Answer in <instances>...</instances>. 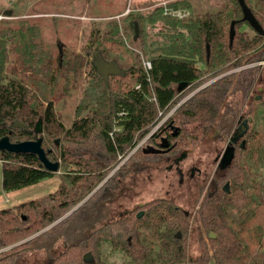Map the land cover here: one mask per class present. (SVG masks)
Segmentation results:
<instances>
[{
    "label": "trees",
    "instance_id": "16d2710c",
    "mask_svg": "<svg viewBox=\"0 0 264 264\" xmlns=\"http://www.w3.org/2000/svg\"><path fill=\"white\" fill-rule=\"evenodd\" d=\"M245 1L264 30V0L253 6L252 0ZM163 10L156 7L129 22L132 41L139 38L148 55V68L135 54L136 62L126 70L120 56L111 54L114 43L118 51L123 46L122 40H113L119 35L117 22H108V30H91L87 49L96 44L93 51L116 60L122 70L105 82L92 67L68 126L50 96L61 77L65 89L74 84L84 56L68 50L54 54L41 41L38 22L20 19L0 27V137L20 141L41 136L47 157L62 169L53 191L0 207V264H114L105 257L104 245L120 251L124 264H264V75L260 64L242 66L264 58V32L242 19L237 0L204 17L179 18ZM157 19L164 24L158 32L162 40L153 39L148 49L145 29L135 32L134 23ZM185 96L168 117L179 126L175 136L168 135L182 147L187 138L212 132L217 139L230 136L239 118H250L244 147L235 143L230 165L217 168L199 202L201 234L193 259L185 238L188 212L172 201L152 198L141 216L133 209L114 215L110 206L131 171L142 170L144 160H159L156 150L143 145L155 141L160 129L144 144L138 142ZM14 119L25 126H13ZM38 119L41 130L36 132ZM118 156L126 158L118 164ZM54 173L34 152L0 149V190ZM225 182L229 191L223 189ZM87 251L92 255L88 261L83 258Z\"/></svg>",
    "mask_w": 264,
    "mask_h": 264
},
{
    "label": "rangeland",
    "instance_id": "374dc122",
    "mask_svg": "<svg viewBox=\"0 0 264 264\" xmlns=\"http://www.w3.org/2000/svg\"><path fill=\"white\" fill-rule=\"evenodd\" d=\"M171 2L181 3L177 5V8L172 9L167 7V4ZM229 2L230 0H0V27L14 26L20 19L31 23L38 22L41 41L54 54H57L58 51L68 50L73 56H84L85 60L79 68V74L74 84L65 89L64 78L61 77L56 82L55 91L50 96L53 99L57 116L68 126L75 116V106L81 91L93 73L94 56L98 50L93 51L96 44L87 49V45H90L91 30H108V22H117L119 35H114L113 40L119 43L122 40L123 46L118 51L115 49L117 44L114 43V47L110 51L112 55L120 56L123 65L120 64V66L128 70V66L136 62V56L142 64L143 60L148 59V55L145 56L141 50L139 38L132 41V29L129 22L133 16L146 15L161 6L164 13L176 15L179 18H186L189 15L204 17L222 9ZM258 2L259 0H252V6ZM163 26V21L160 19L154 22H140L139 25L137 21L134 23L135 32H138L139 28L141 31L145 29L142 32L147 34V48L149 45L151 46L150 43L153 39L162 40L158 32L164 28ZM242 27L251 32L247 25ZM197 64L204 66L201 62ZM12 65H15V61H12ZM125 78L126 80L131 79L128 74ZM262 80L264 81V78ZM179 101L160 115L157 122L150 128V132L166 114L174 110ZM148 135H145L138 145L144 144ZM228 138L227 135L217 139L213 132L202 138H187L188 142L183 147L181 145V154H184L181 157L182 172H184L181 185L178 183L179 174L174 169L172 171L167 169L168 160L160 157L156 161L144 160L145 167L137 172L131 171L123 181V187L111 200L110 206L113 214L126 212L129 209L138 212L142 208L140 204L152 198H166L172 201L182 210L188 212V232L185 238L188 258L193 259L199 250L198 242L201 234L196 219L198 205L203 194L211 187L212 178L216 174L217 160L215 158L221 155ZM146 145L147 142L143 146ZM118 159V164L124 160L120 156ZM58 160L60 159L58 158ZM192 166L196 167L194 177L188 175ZM61 170L58 169L52 176L42 178L30 185L17 189H1L0 207L13 206L20 201L53 191L59 183ZM167 190H169V194H165ZM103 253L114 264H124L120 251L112 252L108 245H104Z\"/></svg>",
    "mask_w": 264,
    "mask_h": 264
},
{
    "label": "water",
    "instance_id": "95a60500",
    "mask_svg": "<svg viewBox=\"0 0 264 264\" xmlns=\"http://www.w3.org/2000/svg\"><path fill=\"white\" fill-rule=\"evenodd\" d=\"M241 10H242V19L246 20L249 25L257 32L263 33V27L261 23L258 21L254 13L252 12L251 8L248 6L245 0H237ZM234 23L235 20H232L230 23V28H229V39L230 41L233 38L235 28H234ZM94 66L97 70V72L104 78L105 82H108V76L109 74H116L121 72V68L119 64L117 63L116 60H106L104 56L101 54V52L97 51L95 56H94ZM263 75H264V68H263ZM259 98V96L257 97ZM250 118H243L240 123H238L232 130V133L229 136V141L224 147L223 152L219 156L217 165L219 169H225L228 165H230L234 153H235V143L239 142L240 147H244L245 145V139L243 138V135L245 134L247 128H248V121ZM13 126H17L20 128H23L25 124L21 122L19 119H14ZM177 128V127H176ZM35 131L39 132L41 130V120L38 119L35 125ZM41 141L42 137L37 136L36 138L33 139H25V140H20V141H11L9 139L8 135H4L0 137V149H8L11 151H16V152H34L38 155L40 161L43 163V165L52 170V171H57L59 167V161H53L50 160L43 147L41 146ZM58 141V138H56V142ZM181 178H182V172H181ZM223 189L225 191H229V184L228 182H225L223 184ZM76 206H74L75 208ZM72 208L71 210H73ZM71 210L66 212L63 216H65L67 213H69ZM142 212L139 211L137 216H141ZM61 216V217H63ZM48 227V226H47ZM210 236H215V233L210 232ZM176 236H180V231L176 232ZM84 260L88 261L92 259V255L90 251H87L83 255ZM208 264H216L213 260H210Z\"/></svg>",
    "mask_w": 264,
    "mask_h": 264
},
{
    "label": "flooded vegetation",
    "instance_id": "af4514ba",
    "mask_svg": "<svg viewBox=\"0 0 264 264\" xmlns=\"http://www.w3.org/2000/svg\"><path fill=\"white\" fill-rule=\"evenodd\" d=\"M242 66H246V64L242 65ZM189 95V94H188ZM187 95V96H188ZM187 96H185L184 98H182V100L179 101L178 105L181 103V101H183ZM177 105V106H178ZM176 106V107H177ZM175 107V108H176ZM174 108V109H175ZM173 112V111H172ZM172 112H169L168 114H166L164 116V118L157 124V126L149 133V135L153 134L156 130L160 129V131L158 132V135L156 136V139L155 141H148L147 144H149L147 146V150H156L158 152V155L160 158L162 159H166L168 160V164L166 165L167 166V169H170V171H172L173 169L179 174V178H178V183L181 185V182H182V178H181V172L183 171L182 170V166H181V157H183L184 154H181V141L179 140H171L170 136L168 134H171L172 136H175L178 129H179V126L177 127L173 120L170 119L168 120V117L169 115L172 113ZM243 118H239L237 120V124L240 123V121L242 120ZM236 124V125H237ZM235 125V126H236ZM234 126V127H235ZM177 127V128H176ZM228 141H229V138H228ZM227 141V142H228ZM227 144V143H226ZM140 145V144H139ZM137 145V146H139ZM224 150V149H223ZM223 152V151H222ZM218 159H219V156L215 158V160H217L218 162ZM217 162H216V170L218 168V165H217ZM195 171H196V167L195 166H192L189 171H188V175H190L191 177H194V174H195ZM199 171V170H197ZM182 175L184 176V172H182ZM169 190H167V193L165 194H169L168 192ZM146 202V201H145ZM143 202L142 204L140 205H144ZM130 210V209H129ZM142 213H143V210L141 208L140 210ZM139 212V211H138ZM137 212V214H138ZM187 212V211H186ZM142 215V214H141ZM181 235V233H180Z\"/></svg>",
    "mask_w": 264,
    "mask_h": 264
},
{
    "label": "built area",
    "instance_id": "2783aa9c",
    "mask_svg": "<svg viewBox=\"0 0 264 264\" xmlns=\"http://www.w3.org/2000/svg\"><path fill=\"white\" fill-rule=\"evenodd\" d=\"M251 64H260V66L263 69L264 68V58L263 59H260L258 61H254V62L248 63L246 65H251ZM143 65H144L145 68H148L150 66L149 59L143 60Z\"/></svg>",
    "mask_w": 264,
    "mask_h": 264
}]
</instances>
